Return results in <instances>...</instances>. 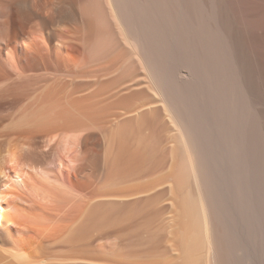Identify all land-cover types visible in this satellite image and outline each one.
I'll list each match as a JSON object with an SVG mask.
<instances>
[{
    "label": "bare ground",
    "instance_id": "6f19581e",
    "mask_svg": "<svg viewBox=\"0 0 264 264\" xmlns=\"http://www.w3.org/2000/svg\"><path fill=\"white\" fill-rule=\"evenodd\" d=\"M137 63L171 125L162 160L156 107L110 114L104 140L85 131L141 95ZM34 134L54 159L3 189ZM89 151L105 152L97 188ZM75 177L93 196L77 214L34 203ZM134 219L137 264H264V0H0V264H59L47 240L87 252L93 237L91 254L125 262L104 231Z\"/></svg>",
    "mask_w": 264,
    "mask_h": 264
},
{
    "label": "rangeland",
    "instance_id": "374dc122",
    "mask_svg": "<svg viewBox=\"0 0 264 264\" xmlns=\"http://www.w3.org/2000/svg\"><path fill=\"white\" fill-rule=\"evenodd\" d=\"M140 64L139 63H137V83L134 85V88H131L132 90L134 89V91H132L131 89L129 90V91H126V92H124L123 94L124 95H126V94H130V92L131 93H136L137 92V94L139 95L140 93H141V95H137L138 97H137V99H135V100H131V101H129V102H127V103H124L123 105H122V107H121V105H116L117 103V100L114 102V103H116L115 105H114V107L113 108H111V112H109V113H106V115H105V117L106 116H108V114H109V117H104L103 115H100V117H98L99 119H97L95 122H94V124H93V122H89L88 124H90V125H88V126H86L87 128H88V130H86L87 128L85 127V131H87L88 133H93L95 136H99V138H101V139H105V137L107 136V132H109V128H110V126L111 125H113V124H111L112 123V119H113V115H115L116 113V117H117V115L119 116L120 115V112H125V110H127L126 112H128L130 109H133V105H135V108H136V106L138 107V106H140L141 108L139 109V110H141V109H147V108H149V107H156V108H158L159 109V111H160V117H159V119H158V123H160V124H156L157 126H156V128H155V130H156V133L162 138L163 136H165V137H163V141L161 142V144H162V146L161 147H163L160 151H159V153H158V160H162L163 158H164V156H165V151H166V149L168 148V145H166V143H168L170 140H169V137H168V135H171L172 133H171V130H170V132H169V129H171V125H169V122L167 121V118H165V113L163 112V110H161L160 109V107H162V104L159 102H157L156 101V99H155V97H154V91L152 90V87H150L151 86V84H150V82H149V80L147 79V77H146V75L144 74V71H143V69L141 68L140 70ZM147 80V81H146ZM135 86H137V87H135ZM136 91V92H135ZM139 92V93H138ZM123 96V95H122ZM154 101L155 102H157V104L156 103H154ZM137 102V103H136ZM130 104V105H129ZM137 104V105H136ZM128 105H129V107H128ZM117 106H119V107H117ZM129 108V109H127V107ZM131 106H133V107H131ZM144 106V107H143ZM131 107V108H130ZM120 108H122V109H120ZM139 108V107H138ZM119 111H118V110ZM117 110V111H116ZM116 111V112H115ZM132 110H130V112H131ZM114 112V113H113ZM119 112V113H118ZM123 112L121 113V115L123 114ZM164 113V114H163ZM110 114L112 115V116H110ZM162 114V115H161ZM114 116V118L116 119V117ZM102 117H104V118H102ZM122 119V118H121ZM164 120V121H163ZM104 121V122H103ZM160 121V122H159ZM108 122V123H107ZM114 122V121H113ZM98 123V124H97ZM101 123V124H100ZM91 124H93L94 126H92ZM96 124V125H95ZM101 126H100V125ZM166 124V125H165ZM109 125V126H108ZM92 126V127H91ZM99 128H98V127ZM106 126V127H105ZM107 126H108V128H107ZM91 127V128H90ZM95 127V128H94ZM105 127V128H104ZM169 127V128H168ZM95 129V130H93L92 131V129ZM98 128V129H97ZM163 128H165V129H163ZM100 129V130H99ZM108 130V131H107ZM100 131H102V132H100ZM87 132H85L84 133V131H83V135H85V134H87ZM169 132V133H168ZM97 133H98V135H97ZM171 133V134H170ZM103 134V135H102ZM166 138H168L167 140H166ZM19 139V138H18ZM18 139H16V141L14 140V142L15 143H21V140L19 141ZM162 140V139H161ZM24 141H26V143H25V145H23L22 147H20L19 148V150H18V152H17V155H18V157H19V162H20V164H19V168L20 167H23V169L21 168V172L20 171H18L19 173H17V174H20V175H16L15 173L14 174H12L13 173V171L11 170L12 169V166H13V164L12 163H7L5 160V162L4 163H6V167H7V169H6V172H7V174L9 175V178H11V179H9L8 178V176H7V178H4V180H6V181H9L8 182V184H7V186L6 187H4L3 189H7V187H14V186H17L16 185V183H15V180L16 181H19V182H21V183H23L24 185H28L29 186V184L31 183V182H34L35 181V175L36 174H38L37 172V169L38 170H40L41 169V166H40V164H39V162H42L43 163V161L44 162H46V161H48V162H50V161H52L53 159H54V157L53 156H55V150H54V147H55V145L57 144V143H55V142H52L50 145H49V141H47V140H44V138L43 137H41V136H39V135H37V134H34V135H29L27 138H26V140H24ZM46 141V142H45ZM166 141V142H165ZM22 142H23V140H22ZM47 143V144H46ZM164 144V145H163ZM166 146V147H165ZM165 147V148H164ZM90 148H91V146H90ZM55 149H56V147H55ZM89 154H87V156H86V160L85 161H83V164L86 166L87 164H85L86 162H88V167L86 168V173H88V172H90V171H92L93 173L92 174H89V175H91L90 177H92L91 179H92V181H93V179L94 180H97V181H95V182H93L94 184L97 182V184L96 185H94L95 187L98 185V183H100V184H103L104 183V179H106V175H107V172H108V169H107V164H106V161H105V152H103L102 151V153H99V155L98 154H95V153H93V151H89L88 152ZM164 153V154H163ZM160 154H163L162 156L163 157H161V155ZM20 155V156H19ZM90 155H94V157H92V156H90ZM98 155V156H97ZM89 158V159H88ZM98 160H97V159ZM25 159H28L29 161H31V162H33V164H32V168H31V165L30 166H25V165H23V160H25ZM88 159V160H87ZM98 163H97V162ZM90 162V163H89ZM96 164H98V165H96ZM35 164V165H34ZM53 165L51 166L52 168H51V172H52V174L54 175L56 172H55V170H56V166L54 165V163H52ZM105 164V165H104ZM135 166H136V169H137V162H135ZM44 165H46V164H44ZM65 166V168H66V163L64 164ZM95 165L97 166V167H95ZM34 167V168H33ZM11 168V169H10ZM97 168V169H96ZM10 169V170H9ZM89 170V171H88ZM94 170H97L96 171V173H98L97 175H95L96 173L94 172ZM12 171V172H11ZM57 171V170H56ZM73 171V173H74V170H72ZM88 171V172H87ZM99 171V172H98ZM91 173V172H90ZM12 174V175H11ZM88 175V174H87ZM94 175V176H93ZM104 175V176H103ZM12 176H13V178H12ZM16 176V177H15ZM103 177H105L104 179H103ZM76 178V177H75ZM96 178V179H95ZM102 178V179H101ZM82 179L80 178V180H79V178H76L75 179V183L73 184V186H70L69 187V185L68 184H64V185H66V186H63V184L61 185V188H62V191L64 192V194H65V196H63L62 194H61V196H63V197H65V198H63V199H61V197H58V196H60V194L58 195V194H56V195H54V196H56L55 198H54V196H52V198H49V197H47V198H41L40 196H36V197H34V203H36V205L38 204H40L41 206L43 205V207H46V208H49V210L50 209H53L54 208V210L53 211H55V212H57V213H59L60 215L62 214V216H66V217H71V216H73V215H75V214H77L80 210H81V207H84L85 205V203L87 202V201H89V199L91 198H93V196L90 194V191L88 192H86V190L84 189L83 190V187L85 188V185H84V183L86 182V179H84V182H83V180L81 181ZM135 181H136V183H137V177H135V179H134ZM129 181V182H127L126 184H124L125 185V187L128 185V187H130V185L131 184H133V186H131V187H134V184L136 185V183H135V181ZM103 181V182H102ZM79 182V183H78ZM132 182V183H131ZM77 183L81 186H77ZM80 183H82V184H80ZM99 184V185H100ZM59 185H60V183H59ZM84 185V186H83ZM69 188H68V187ZM76 186V187H75ZM64 187V188H63ZM67 187V188H66ZM73 187H75V189H73ZM78 187V188H77ZM102 187H103V185H102ZM102 187L100 186L99 188H101V191H102ZM135 187H137V185L135 186ZM82 188V189H81ZM97 188V187H96ZM22 190L20 187H18L17 186V190ZM64 189V190H63ZM72 189V190H71ZM69 190V191H68ZM83 190V191H82ZM137 190V189H136ZM77 191H79V192H77ZM81 191V192H80ZM84 192H85V194H84ZM89 194H90V196H89ZM58 195V196H57ZM86 195H88L87 197H89V199H87V197H86ZM92 196V197H91ZM137 198V196H134V197H129V199H127V202H131V201H133V200H135V199ZM69 199V200H68ZM90 199V200H91ZM67 202H66V201ZM129 200V201H128ZM60 201H61V203H60ZM65 201V202H64ZM33 203V202H32ZM57 206V207H56ZM78 207H79V209H78ZM57 209V210H56ZM60 210H61V213H60ZM78 210V211H77ZM132 223H130V221L129 222H126L124 225H120V226H115V227H112V229L111 228H108V229H106L104 232L106 233H115V235L117 236L116 237V239H115V242H116V244L119 246V248H124V249H122L123 250V252H125V251H127V253H123V255L122 256H125V259L127 260H125V262L124 261H122V259H124V258H122V257H120L119 258V260L120 261H112V260H110L112 263H114L115 262V264H137V235L135 236V234L134 235H131V234H128V232L127 231H129V230H131V228H134L135 227V225L137 224V219H134V220H132L131 221ZM118 227H120V228H118ZM115 228H117V229H115ZM121 233V234H120ZM95 237H93L92 239H90L89 241H88V243H89V245H88V247H89V249L91 250V251H89V250H87V252H89V253H87V252H85L86 250H80L79 248H75V249H73V251H72V249H71V247L69 246V245H66V244H61L60 242L58 243V242H56V243H52L51 242V240H47L46 241V243H47V245H48V247H47V249L50 251H53V249L56 247V249H55V251H53L52 253H54V252H56L58 249H64V248H66V249H64L67 253H65V251H59L55 256L56 257H58V258H56V260H55V256L53 257V259L56 261V262H59V264H67V263H71V264H73V262H74V264H98V263H100V261H101V264H108V263H103L102 261H105V260H100L101 258L100 257H96V256H94V254H91V253H93V252H96L95 251V249H97V247H98V245H97V243H94V239ZM133 238V239H132ZM128 240H129V242H128ZM91 241V242H90ZM92 241H93V244H92ZM50 242V243H49ZM122 243V244H121ZM133 245H132V244ZM90 244H92V245H90ZM131 244V245H130ZM60 245H62V248H61V246ZM66 245V246H65ZM58 246H60L59 248H57ZM64 246V247H63ZM67 246H69V247H67ZM92 246V247H91ZM128 246V247H127ZM54 247V248H53ZM88 247L87 248H85V249H88ZM94 247V248H93ZM96 247V248H95ZM131 247V248H130ZM135 247V248H134ZM68 248H70L69 250H68ZM130 248V249H129ZM76 249H77V251H76ZM92 249H94V250H92ZM75 250V251H74ZM79 250V251H78ZM135 252H134V251ZM70 251H71V253H70ZM129 251V252H128ZM61 252H63V253H65L66 255H62L61 254ZM130 252H132L133 254L135 253L136 255H131L132 253H130ZM130 254V255H125V254ZM55 254V253H54ZM59 254V255H58ZM74 255L73 257L71 256V255ZM62 257H61V256ZM65 256H69V260L68 261H66L65 259H64V261L65 262H67V263H65L63 260H62V258L63 257H65ZM132 256H134V257H132ZM60 257V258H59ZM74 257H75V259H74ZM84 257V258H83ZM126 257H129V258H131V259H129V258H126ZM66 258V259H67ZM72 258H73V261L72 262H69L70 260H72ZM134 258V259H133ZM136 258V259H135ZM77 259V260H76ZM60 260V261H59ZM63 261V263H61ZM96 261V262H95ZM110 261H108V262H110ZM130 261V262H129ZM134 263H133V262ZM78 262V263H77ZM82 262V263H81ZM84 262V263H83ZM132 262V263H131ZM111 263V264H112Z\"/></svg>",
    "mask_w": 264,
    "mask_h": 264
}]
</instances>
